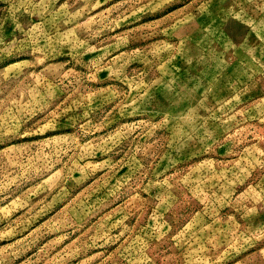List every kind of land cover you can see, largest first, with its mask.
I'll return each mask as SVG.
<instances>
[{"label": "rangeland", "instance_id": "obj_1", "mask_svg": "<svg viewBox=\"0 0 264 264\" xmlns=\"http://www.w3.org/2000/svg\"><path fill=\"white\" fill-rule=\"evenodd\" d=\"M0 264H264V0H0Z\"/></svg>", "mask_w": 264, "mask_h": 264}]
</instances>
